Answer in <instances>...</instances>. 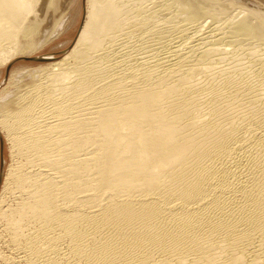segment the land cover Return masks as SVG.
Listing matches in <instances>:
<instances>
[{
    "label": "bare ground",
    "instance_id": "6f19581e",
    "mask_svg": "<svg viewBox=\"0 0 264 264\" xmlns=\"http://www.w3.org/2000/svg\"><path fill=\"white\" fill-rule=\"evenodd\" d=\"M73 1L0 0V264H264V7L85 0L29 57Z\"/></svg>",
    "mask_w": 264,
    "mask_h": 264
},
{
    "label": "rangeland",
    "instance_id": "374dc122",
    "mask_svg": "<svg viewBox=\"0 0 264 264\" xmlns=\"http://www.w3.org/2000/svg\"><path fill=\"white\" fill-rule=\"evenodd\" d=\"M236 1L240 2L241 0H236ZM241 2H243V3L246 2L245 4H247V5H252L253 3H257L259 6L264 7V0H257V1H255V0H247V1L243 0ZM70 10H69L70 14L73 15L72 23L70 25H68V27L66 28V26L64 25L65 24V18L63 20H61L58 24L57 30H55L52 35L56 36L58 34L57 32L59 30L60 31L62 30L61 32L59 31L60 34H58L56 37L53 36L54 38H52L48 43L43 45L41 48H39L37 51L34 52V54L30 55L29 57H31V56H33V57L43 56L44 57L46 55H43V54H48L49 57L52 58L49 60V61H51V60H56V59L62 58L68 52V50L72 47V45H73V43H74V41L78 35V32L82 26V23H83V19H84V15H85V0H74L71 7H70ZM242 14L243 13H241L240 15L242 16ZM241 16H239V17H241ZM133 42L134 41L132 40V43ZM40 59L37 58V59L29 60L27 58L19 57L18 60L14 61V63L9 67H11V68H13V67L16 68L19 66L33 67V66H36V65H39V64L45 62L44 59H42V58H40ZM49 61H46V62H49ZM0 72H2L0 74V90H1L5 84L7 85V77L9 75V73H8V70L6 69V67L5 68L0 67ZM10 154L11 153L9 150V142L5 138L4 133L0 129V187H1V181H2L1 172L12 161V157ZM3 159H4V161H3ZM2 244H5V243H3V242L0 243L1 249H3L2 251L4 253L11 254V251L9 250V248H7L6 245H2ZM5 246H6V248H5ZM6 249L9 251H7ZM14 264H19V263H14Z\"/></svg>",
    "mask_w": 264,
    "mask_h": 264
}]
</instances>
